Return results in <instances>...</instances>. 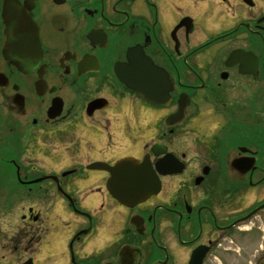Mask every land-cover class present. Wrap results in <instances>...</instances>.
<instances>
[{
    "label": "flooded vegetation",
    "instance_id": "flooded-vegetation-1",
    "mask_svg": "<svg viewBox=\"0 0 264 264\" xmlns=\"http://www.w3.org/2000/svg\"><path fill=\"white\" fill-rule=\"evenodd\" d=\"M18 1L41 56L4 60L0 0V264H264V0ZM132 49L168 108L121 81ZM146 157L161 187L136 206L91 169Z\"/></svg>",
    "mask_w": 264,
    "mask_h": 264
},
{
    "label": "water",
    "instance_id": "water-1",
    "mask_svg": "<svg viewBox=\"0 0 264 264\" xmlns=\"http://www.w3.org/2000/svg\"><path fill=\"white\" fill-rule=\"evenodd\" d=\"M27 3L25 6L18 0H4L3 3V20L7 37L3 56L9 64L24 73L30 72L32 65L37 64L41 56L38 28L33 21L32 14L26 12ZM128 56L130 64L126 66V70L124 67L119 70L121 81L147 100L164 107L169 106L173 86L166 72L154 66L140 49L130 50ZM2 80L3 77L0 75V84ZM188 105L189 100L182 98L179 101L178 111L169 116L166 123L169 126L181 123ZM171 157L167 155L164 161L159 163L161 174L172 173L171 170L164 168L170 167ZM91 168L111 174L108 184L110 193L127 206L145 202L156 195L161 187L158 175L148 157L143 162L128 158L119 161L115 167L97 164Z\"/></svg>",
    "mask_w": 264,
    "mask_h": 264
},
{
    "label": "rangeland",
    "instance_id": "rangeland-1",
    "mask_svg": "<svg viewBox=\"0 0 264 264\" xmlns=\"http://www.w3.org/2000/svg\"><path fill=\"white\" fill-rule=\"evenodd\" d=\"M245 97L244 96H240L239 97V99H244ZM202 107H204V106H202ZM206 107V106H205ZM205 109V108H204ZM171 110V109H170ZM167 113V111H164L162 114H166ZM2 114H3V116L6 118V117H8V116H10L6 111H3L2 112ZM166 129V127H165V125H164V123H162V124H160V129H159V131H161V132H165V131H167V130H165ZM5 132V131H4ZM5 134V133H4ZM153 137H152V134L150 135V136H148V138H147V142H148V144H150V143H152V142H154L153 140H151ZM166 142H168V140H166Z\"/></svg>",
    "mask_w": 264,
    "mask_h": 264
}]
</instances>
